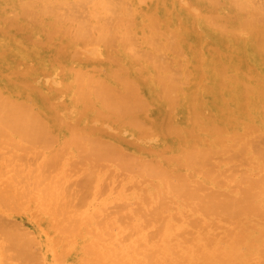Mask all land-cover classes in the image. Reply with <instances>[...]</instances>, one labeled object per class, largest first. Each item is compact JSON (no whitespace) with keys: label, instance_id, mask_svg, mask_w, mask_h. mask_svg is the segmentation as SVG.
<instances>
[{"label":"rangeland","instance_id":"obj_1","mask_svg":"<svg viewBox=\"0 0 264 264\" xmlns=\"http://www.w3.org/2000/svg\"><path fill=\"white\" fill-rule=\"evenodd\" d=\"M76 1L77 0H0V30L3 33L6 32V30L7 31L11 30V32L8 33L9 37L15 38L14 39L15 41L13 40L14 41L13 44L15 43L14 44L15 48L13 49L15 53L13 54V56H11L13 58L12 64L9 63L10 66L6 65L5 61L3 62L4 64L1 63L3 60H2V57L0 56V87L6 84L8 85L10 89L9 91H11L3 97L5 100H3L4 103H2L1 105L7 106L11 113H17L16 115L20 116V117L19 116L10 117L11 115L9 114L7 116L5 115L4 117L3 115H0V119H2L0 120V194L2 193L4 194V191H5L7 195L5 193L4 197L8 196L13 199L12 201L13 204L11 205L12 212L10 211L9 212L12 214H16V217L14 218L7 217L9 215V212H7L6 214H4L6 215V218H8L11 221L17 222L19 225L23 222L24 225L22 224L20 228L22 227L21 229L22 230L24 229V231L25 229H27V231H29L28 233H34L33 235L35 237L37 236L36 238L33 237L34 238L33 245L34 244L37 245L36 243L40 241L37 246L38 250L36 246H33V245L32 247L36 248L35 251H31L30 249V251L34 253L35 256L36 254L38 255L36 257H40L39 259L40 261L38 262L40 263L44 262L43 264L45 263L46 264H54V263L57 264V263H60V261H61V264H128V263L130 264L131 263L133 264H154V263L159 264L160 262L158 263V260L162 261V259L159 257L160 259L157 258L156 259L157 262L155 261V257L153 256V254L155 253L154 250L159 249L163 241H167V244L170 243L171 245L169 246L170 251L173 249L172 246L175 248V246H177L179 243L180 244L182 243L179 249L177 250L174 249L172 255L170 254V256H173V257L169 259L171 261L169 262L170 264H173L172 261H173L174 255L177 254L176 252H178V255H179L178 260H179L180 255H183L182 254L183 250L185 252L187 251L189 252V250L190 251L193 250L189 247V245H187L188 243H186L185 238L188 235L186 236L185 235L186 233H183L184 231L186 232L189 231L192 234L196 233L195 235L197 236L198 235L197 232L200 233L201 226H203V224L205 225L203 226V228H205L207 223L210 225L214 223L215 226L211 227V231H212L213 229H215L214 227L217 226L216 229L214 230L215 236L214 237L212 236L214 240H219V239L224 238V234L222 233L223 234V237H222V234L220 233L224 232L228 228H229L228 230H230L228 234L229 233L231 234L232 230L230 226H231V223H233L232 221L234 219L232 218L233 219L232 221L231 219H226V218L224 219V217H222V215H220L219 213V209L228 208V207L236 208L237 210L242 212L240 215H238V218H241V219L243 218L244 220L248 218L250 219L251 224H254L253 222L255 223L257 222L256 225L258 226L256 225L252 226L250 224L251 227H254V229L250 227L249 230L253 229L257 232L256 233L250 230V232L252 233L251 236L255 237L257 234H260L258 233L259 230L260 232L264 230V127H263L264 122H262L264 118L261 117L262 115L264 117V110L263 109L261 110L262 113L260 117L254 116V113L248 114L247 115L248 117H247V116L240 115L236 111H234L233 113L229 115V117H232L230 118V120L227 117L224 118L220 116L221 111L219 110L218 106L220 107L222 105V101L219 104L217 101L219 100V97L217 96L216 92L214 91L213 93H211L212 92L211 90L215 89L212 87V85L214 86L216 81H213L212 77H210L211 80H209V78L207 77L208 79L207 80L206 78H203L202 75H200L201 70L197 69V67L195 66L196 59L194 58H196L197 55L195 53L191 54V52L188 51L181 44L180 39H178L179 37H177L178 35L177 30H176L177 27L172 24L161 26L158 20L152 19V22H154V24L153 23L151 24L150 23L151 20H149V22L139 24V25L132 24L133 26H131L130 28V27H127L129 23L125 22L127 18L120 19V18L127 16L126 14L125 15L122 14L123 9H120V11L117 10V15L118 17H120L119 18L120 21L118 25L120 24L121 25L118 26V28L117 27L115 28L114 36H112L113 38L109 39L110 43L109 42L107 43L106 40H101L98 38L93 40L96 37V34H95L96 32L91 29L85 36L80 37L76 32L77 19L72 20L68 18V13H69L68 7L72 6ZM182 1L184 3L186 1V3L188 2L187 4L190 5V0H182ZM200 1H204L205 3H211L212 0H208V2L207 0H200ZM218 1H219V4H221L222 6L218 5ZM218 1L217 0L215 1L217 4L213 2V4L215 5H213L212 3L210 4V5H213V11L214 9L218 11V13H216L217 11L213 12V14L215 15L214 16L212 15L213 17L211 19V22L214 21V24L211 22L210 23L208 22L210 24L209 31L212 30L211 32L213 33V35L216 36V38L214 39L215 40L214 42L216 44L213 43L214 45H217V46L222 45V44L226 45L227 38L228 40L229 38L234 39L236 35H234L235 33L233 34V32L235 30L239 31L238 29L240 28L241 25H243L241 27H245L248 25L251 28V30H253L254 28L257 29L260 25V24H256L257 23L256 21L258 20L263 21L264 14H262L263 16L262 17L260 13H264L262 11L264 7H261L260 5L257 6L255 2H257L258 4L260 2L262 6H264V0H259V2L258 0L257 1L248 0L247 4H244L246 3V0H242L244 3H241L242 2L241 0L240 2L239 0H226V1L224 0L225 2H223V0H218ZM116 2L118 5V9L120 7L122 8V6H124V9H127L130 6V0L129 2L128 0L127 1L116 0ZM183 2H181V4L183 5V8H185L187 4L185 5ZM221 2H223V4ZM234 4L236 5L234 6ZM248 4H250V7H248L249 6ZM67 5H70V6H67ZM216 5L218 6L216 7ZM227 5L229 6L230 9L228 8ZM246 5H248L247 8L249 9H246L245 7ZM253 5H254V8L252 7ZM220 6L222 9L224 8L225 9L222 10ZM255 6L258 8H256ZM99 8H100L99 6L92 5L91 3H86L82 7H78V8L74 7L73 8L74 11H72V13L74 14L76 13L75 14L76 16H85L90 11L99 12L98 15L100 16L101 19H99L98 22L103 23L105 18H108L110 14ZM240 8L241 9L243 8V9L240 10ZM252 8L255 10H253ZM219 9L221 10L219 11ZM123 11L126 12V10H123ZM251 11H253V13L256 12L255 15L257 14L258 17L256 15L257 18H254L255 15L252 14L253 18H251V14L249 13ZM225 13H226V17L225 16L223 17ZM227 13L228 15L230 14L232 19L230 18V16L227 15ZM245 13L247 15L246 17H244ZM207 14L210 15L209 13ZM233 16H235V19ZM249 16H250V19L252 20L248 18ZM220 17H222L221 23L219 22ZM227 18L228 19L230 18L229 21ZM246 18L248 19L246 20ZM215 19H217V22H215L216 21ZM225 19H227L226 23L227 24L229 23L228 25L225 23V21H223ZM243 19H244V23L242 22ZM185 20H187L189 23L187 16ZM248 20L250 21L247 23ZM157 22L159 23V27H157L158 26ZM188 23L186 25H188ZM217 24H221V27L224 29V32L229 30L228 28H230L229 32L228 31L226 32V34L228 35L223 33V29H221V27L218 26ZM225 24L227 26L226 27L227 30L225 29ZM153 25L156 26L158 29L157 28L155 29ZM215 25H217L218 29L216 28ZM122 27L124 29L125 27H127V29H125L127 32H125V30ZM167 27L169 28L167 29ZM235 27L237 29H233ZM148 28L149 29L154 28L156 32L154 31V29L151 32V29L149 30ZM118 29H120L121 31H119ZM169 29L170 30L172 29L171 30L172 32L175 29L174 31L176 32V34L175 32L174 33L167 32L169 31ZM232 29H233V32L231 31ZM248 29L249 28H247L246 30ZM157 30H160V31H157ZM221 30H222L223 36H221L222 35ZM231 32L234 36L231 34ZM154 33L155 34L157 33L156 36ZM170 33L171 35L174 36L173 38L172 36H170ZM236 34H238V32ZM142 35H144L145 38H142L143 37ZM163 35L166 37H164ZM159 36H161L160 37L161 39L159 38ZM146 38L148 40L144 41L143 39L146 40ZM165 38H168L167 40L168 43H166V45H165V41H166ZM220 38H223V40ZM176 39H178L180 43L178 42L177 44ZM224 39H225V42H224ZM174 40H176L175 43L173 42ZM221 40H222L221 42L222 44L220 43ZM100 41H102L101 44H100ZM137 42H139V44ZM88 43L91 44V47H89L90 45ZM92 44L96 46V48H93ZM125 44L127 48L125 47ZM158 44H159V47H158ZM18 46L20 47L22 46L24 48L22 49V48H19ZM79 46H81L80 48L84 50L86 48V50L88 49L89 51L87 50V53L85 51L84 52L85 54H83V51L82 49L80 50ZM223 46H219V47H223ZM16 47L19 49V54H18V50H16L17 49ZM179 47L181 49L183 47L184 48L183 51ZM89 48L90 49L92 48V49L90 50ZM115 48L117 51L115 50ZM199 48L201 49L200 46ZM204 48L206 50V47H203L201 51H203ZM20 50H23V51H20ZM122 50L124 53L130 52L129 53L130 55L124 54ZM164 50L166 51L164 52ZM171 50L173 53L176 52L175 54L176 55L178 54V56L170 52ZM92 51H94L95 53L92 54ZM99 51L100 53H97ZM157 51L159 54L157 53ZM177 51L178 52L182 51V53L180 54L181 55L183 54V57H181V55ZM109 52L112 56H110ZM113 52L115 54H113ZM88 53L89 55H87L86 57V54ZM23 54L26 55V57L28 56L29 60L28 58H25ZM90 54L92 55L91 57H89ZM132 56L134 58H132ZM185 56L186 58H184ZM167 57L169 59L168 60L169 62L167 61ZM176 57H178L179 60H177L178 58L176 59ZM114 58L115 59L117 58V59L115 60ZM17 59L20 61H18ZM113 59H114V63L111 62L113 61ZM174 60H177L176 61L177 65L176 63H174L175 62ZM184 60L185 61L187 60V61L185 62ZM25 61H27L26 63L28 64H26ZM121 61L123 62L125 61V62L123 63ZM129 62H133V63H129ZM188 62L189 63L191 62V63L188 64ZM181 63H184V65L183 64H182L183 66L180 65ZM16 64L19 67L15 66ZM29 64H32L31 69L26 68L29 66ZM20 66H23V69H21L22 67L20 68ZM119 66H121L122 70L125 69L127 71L128 69L129 72L127 71L128 73L126 72L124 73V71H122ZM181 66L183 68H181ZM92 67L95 68V71ZM99 68L102 69L100 73H99ZM132 68L133 69L136 68V69L133 70ZM148 68L150 70H148ZM154 68L156 69V71ZM117 69L121 70V72L118 71ZM141 69L143 70V72ZM181 69L185 70V72L182 73L183 70L181 71ZM189 69H191L192 71ZM136 70L141 71L140 73L142 74L136 73V72H139ZM227 70L228 71H225L227 73L226 74L227 77H226L225 72H222L223 69H221L222 75H220V72H219V77H220L219 79H221V76H223L222 78H224V80L227 81L226 84L229 86V84H231L234 80H236V79H233L236 77L231 75L233 74V72H230L234 70L232 69L230 70L227 69ZM151 71L153 72L151 75L152 77L154 75H158V76H154V78L155 77L157 78L156 80L154 79L151 80L152 79V77L150 76ZM163 71L167 73H163ZM188 71L190 72L192 76L188 74L189 73ZM112 72L115 74H111ZM158 72H161L163 74L158 73ZM82 73L85 75H83ZM122 73L125 75V77H127V79L129 78L130 80H126V78L122 75ZM180 73H181V77L183 76L182 78L180 77V75H178ZM92 74L94 77H92ZM165 74H166V77H165ZM159 75H161L160 78H159ZM197 75L201 76L200 79L204 81L201 80V83H200L199 82L200 80H198L199 76L197 77ZM113 76L115 80L113 79ZM119 76L121 77L119 78ZM138 76H141V77H138ZM145 76H147V78ZM173 76L175 77L173 78ZM187 76H190V77H187ZM164 77L168 78V80L170 78L171 79L168 81ZM194 77L196 79H193ZM118 78L121 79V81L125 79L124 81H122L125 84L131 81L133 85L136 83L135 85L137 87L139 86L137 88L138 91L140 88V91H139L140 95L144 98L147 97L145 98L146 100L144 99V102H143V99H140L142 103H144L142 105L146 106V103L148 102L150 104L149 109H147L148 105L146 106V110H145L146 112L144 111L140 112L141 109H138L141 107V104H140L141 101L139 103L140 104L139 106L138 103L132 100V98L128 100L131 103L132 102L136 103L134 108L138 107L137 108L139 110L138 112H140V113H137L139 114L138 118L142 120L144 119V122L147 121L146 123H144L145 126L141 125L142 121L141 122L138 121L139 119L136 118L137 117L136 113H135L136 114V117H135L134 113H130L129 115V113H126L123 110L124 105H122V99H125L124 98L125 94L123 95L121 93H126V92L128 93L129 91L127 87L125 88L126 85H123L122 82ZM172 78L177 81L174 82ZM178 78L180 79V81ZM228 78L233 79V81L229 80ZM160 79H163V80H160ZM181 79L182 80L184 79V80L182 81ZM185 79H187V81L189 80L190 81L187 82L185 81ZM150 80L153 82H151ZM224 80H222L223 83H225ZM30 81L31 82L33 81V83H31ZM194 81L195 83H193ZM196 81L197 83L198 82L199 83L196 84ZM210 81L212 82L210 83ZM95 82L97 83V85L100 82H104L108 86H111V87H107L106 92H110L109 94L118 101V106L120 108V111L119 110L114 111L111 108L105 107L106 104L100 97H98L99 95L96 93L93 94V91L95 87L97 86ZM204 82H207V83H204ZM169 83L170 85H172V87L169 85ZM177 83L178 84L182 83V86L180 85V88H179V85ZM158 84L161 85V87L160 86L157 87ZM202 84H204V86L206 84V86L201 91L200 88L204 87ZM89 85L93 86L94 89L92 87H89ZM117 85L119 88L117 87ZM122 85H123V88H122ZM140 85H142L141 86L142 89ZM177 85L179 89L182 88L181 91L177 88ZM56 86L58 89L55 88ZM175 86L178 90H176L175 88L174 89L176 90V93L180 97H178L179 99H177L176 97L173 100L172 96H170L171 97L170 98L169 96H166V94L168 93L169 95L171 94V92L173 93V91H175L173 87ZM198 86L200 87L198 88L199 89L198 91L200 92L201 102H198L195 110L199 111L198 113H200L202 109L203 113L207 114L205 116V114L200 113L199 115H201V117L197 115V112L194 113V111H192L194 108L193 109L191 108L190 110H188V113H187V108H186V103H185L187 102V99L190 96L188 93L192 91V89H195L194 87H198ZM206 87L208 88L206 89ZM90 88H92L93 91H91ZM108 88L109 89L111 88V89L109 90ZM169 88H170V91L171 90L173 91L170 92ZM116 89H118L121 92L116 91ZM167 89L169 92L167 91ZM161 90H163V93ZM231 90L233 89L231 88L229 89V87H226V91H225L226 98L227 96L228 98L231 97L232 93H229V92L234 93V90L233 91ZM183 91L186 92L184 93L185 97H184V94L182 93ZM114 92H116L117 94L116 93L114 94ZM159 92L164 94V97H166L168 100L166 98H162L163 95L160 94ZM207 92L208 94H206ZM175 94L173 93V95ZM213 96H215V99H213ZM153 97L154 99H152ZM155 99L158 101V104ZM162 99L164 102H162ZM81 100L84 102H82ZM170 100L171 101L173 100L174 102L173 104H176L179 102L178 104L174 105V107L177 110L171 111L172 108L170 110L171 113L173 114V115L172 114L170 115V117H172L173 123L171 122V120L169 121L170 117L168 118L169 115H167L169 114L170 111L165 109L167 108V106L170 105V102H171ZM18 101H20V103ZM160 102L162 105H159ZM9 103L10 104L14 103V104L10 105ZM168 103L169 105L166 106V104ZM173 104H171V106ZM207 105L208 106L210 105L209 107L210 109L208 108ZM26 106H28L30 109L27 108ZM52 106H54L53 107L54 109L52 108ZM66 106L67 108H65ZM145 106L142 108L145 109ZM86 108H89V109H86ZM20 109L21 111H19ZM31 109H33V111H31ZM137 109H135V111H137ZM147 110L149 113L148 115L151 114V116H148V115H147L148 117L144 116V113L147 114ZM162 110H164L163 114H162ZM135 111H131V112H135ZM191 111H192V114L193 113L196 114L195 115L196 117H194V115H191ZM131 114L132 115L134 114V117H135L134 120H131V121H135V122L138 121L139 125L138 123L136 124L134 122L135 123L134 124L133 122L129 121L130 119L133 118V116L131 117ZM160 114H162L161 115L162 117H160ZM29 115H31V117ZM80 115H83V116H80ZM157 115H159V117ZM182 115H184L186 118ZM207 116L211 119H209ZM173 117H178V119H174ZM197 117H199V120ZM253 118L254 120L256 119L255 122ZM112 119H114L113 120L114 122L112 121ZM115 119L117 120L116 122H115ZM34 123L36 125H34ZM105 123L107 124L105 125ZM128 123L130 125H128ZM149 123L151 124L150 126H148ZM26 124L29 125L28 126L29 130L26 128L27 131H24V129L21 127L25 126ZM133 124L136 126V129L134 128L135 126ZM198 125H200L201 127ZM115 126L117 127L119 126V130L123 131L124 134L127 131L126 135L121 133V131L119 130L117 131V127ZM172 126L173 128H171ZM143 127L144 128L149 127L146 129L148 130L146 135H148V133L150 132V129L152 128L153 131L150 133V136L152 138L150 136L148 137L151 138L152 140L155 137H158V139L156 140L155 138L154 139L155 141L154 140L152 141V140H149V138L145 135L143 137V134H141V130L144 129ZM115 128H116V131L113 130ZM45 129H46V132H45ZM97 129H99L100 131ZM170 129L171 131L169 132ZM144 130L143 132H145ZM156 134L158 135L155 136ZM180 134L182 135L180 136ZM122 135L124 137L128 135H134L137 137L140 135L139 137L140 138L142 137V139L145 138L146 141H144L145 143L144 142L138 143L136 142L133 136L122 138L121 137ZM192 136L194 138H192ZM147 138L149 142H147ZM140 140L141 139H139V141ZM91 141H94V142L91 143ZM95 142L101 143L100 144L101 146H103L105 143H108L111 145H114L116 143L119 146L117 145L116 150L106 149L103 152L102 150H99V151L97 150V147L95 146ZM92 144H94V146H92ZM258 146L260 147V149L256 148L258 149L256 150L255 147H258ZM91 151H93V153ZM91 168L93 169V171ZM41 174L43 175V177ZM68 179L71 181H68ZM21 183L24 184L25 186L22 185ZM95 184H97L98 186H96ZM99 184L101 185V187L103 185V187L102 188L99 187L100 186ZM21 186L22 187L24 186V187L21 188ZM1 188H2V191H1ZM96 188H98L100 192H98V190L96 191ZM62 192L63 193L66 192V193H64L62 196L61 195ZM68 197H70V199ZM51 199H53L54 201ZM68 199H69V202H68ZM18 203H20L21 205ZM165 204H167V206ZM41 205L43 208L41 207ZM156 205H158V207ZM163 205L164 207L165 206L166 207L164 208ZM161 206L163 208H161ZM13 207L17 209H13ZM23 207L25 208L28 207V208L24 209ZM155 209H157V211ZM158 210L159 212H161V214L158 213ZM33 213H35V215ZM157 217L161 218V220L160 219L156 220V222L158 223L154 222ZM37 219L39 221H37ZM71 219L73 221H71ZM110 219L112 220L117 219V220L116 222L115 220L112 221L114 223L111 224ZM243 219L240 221H243ZM143 221L151 222L153 225L151 223L150 225L149 223L147 225V223ZM201 221L203 223H200ZM204 221L206 223H204ZM245 222L247 221H244V223L243 222L242 223L245 224ZM239 223L238 225L242 224V223L241 224ZM32 224L33 225L35 224L37 227L35 225L33 226ZM109 224H111V226H109ZM235 225L236 223L234 224V226ZM112 226L114 227L112 228ZM241 226L235 227V230L239 229V227ZM255 226L257 228L262 226V228L258 230V229H255ZM144 227H145V230H144ZM140 228L141 229L143 228V230H141ZM167 228L170 231H168ZM37 229L38 230L40 229V231H38ZM79 229H81L82 231ZM56 230H59V231H56ZM164 230L165 231L167 230L166 233L168 232L170 233L166 234L164 233ZM180 230L182 231V233ZM140 231H143V232L141 233ZM144 231H145V235L143 234ZM171 231H172V234H171ZM177 231H180L178 232L179 235L174 234V233H177ZM211 231H208V233L210 232L212 235ZM216 231L220 232L218 233L220 234V236L216 234ZM202 232L203 233L205 232V233L203 234ZM180 233L182 234V236ZM201 233L203 235L208 234L207 231H201ZM253 233L256 235H253ZM142 234L143 236H141ZM163 234L168 235L169 237L171 235V238L172 237L175 238V240L172 238L175 243L171 241L172 239H170L169 241V238L167 236L164 237L165 235ZM183 234L185 236H183ZM31 235L29 234L30 237ZM174 235H178V236H174ZM195 235L194 237H196ZM209 235L210 234H208V237ZM115 236H116V239H119V242L121 239V243H122L121 245L118 242V240L116 239L114 240ZM161 236H163L162 242H161ZM191 236L193 235L189 236L191 240H189L188 238L187 241H190V242L192 241L193 237L191 238ZM206 236L207 235L203 236V238H208ZM216 236H218V238L219 237H222V238H219V239L215 238ZM258 236L259 235H257L256 237ZM260 236H262V238L260 237V239L264 240L263 234H261ZM2 237L3 236H1V240H2ZM71 237L73 240L71 239ZM148 237L150 238V240ZM144 239H147L146 242H144L145 241ZM211 239L212 238H210V240ZM200 240L210 241L209 239L208 240L202 239V237ZM214 240H211V241H214ZM223 240H225V238ZM112 242L114 243L117 242V244H119V245L117 244L114 245L118 247V249L116 248L117 251L114 250V246L111 244ZM201 242L202 244H208V243H204V241H200L199 243L201 244ZM222 242L224 243L225 241H222ZM263 242L264 241L261 242L260 248L264 247ZM62 243L65 247L61 246ZM193 243L196 244L197 246L198 241L193 242ZM185 244L187 245L186 249H184ZM189 244L191 246V243ZM182 246L184 248H182ZM181 248H182V251L180 254L179 250ZM60 249H61V252H60ZM120 249L124 250V251L122 250L123 252L122 255L120 254L121 253ZM142 249H145V250L143 251ZM0 250H1V247H0ZM69 250L70 252H68ZM194 250L197 251L195 247H194ZM3 251H0V256H1L0 258L3 259L1 264L2 263L5 264L6 261L4 258L10 257V254H11L10 253L11 250L10 252L7 251V253L9 252V254H5ZM259 251H257L256 253H250V257H253L252 260L256 256L255 259L258 258V261H259L260 256H261L260 255L261 251L260 252ZM1 252H3L2 253L3 255H1ZM12 252L14 251L12 250ZM258 252H259V255H258ZM129 253L132 254V256ZM203 253L201 252V254ZM4 255L5 256L8 255V256L5 257ZM199 255H200L199 253L196 254L195 259L198 257L196 261H198L199 259L200 264H203V262H206L205 261L206 256L203 255L205 256L204 257L205 260L200 261L202 260L201 257L203 258V256L200 255L201 256L200 257ZM42 256L45 258V260L43 258V261H41ZM110 256L113 258H111ZM170 256H167V258H169ZM125 258L127 260H125ZM130 258L132 261L130 260ZM9 259H10V263H12L13 262L12 260H14V259L11 260V257ZM128 259L130 262L123 263V262L128 261ZM164 259H163V262L165 261ZM174 259H175L174 261L177 263L176 261L177 259L176 258ZM17 261L19 262V260H16L15 263ZM166 261L168 264V259H166ZM180 261L177 264H185L187 262V261H184V258L182 257ZM251 261L250 263L252 264ZM253 261L256 262L257 259ZM262 261H264V259ZM262 261L260 260L261 264H262ZM163 262L161 263L163 264ZM34 263L35 261L33 262V264ZM192 263L195 264L194 262H191L188 264H192ZM6 264H9V261L6 262ZM12 264H14V262ZM255 264H258V262H256Z\"/></svg>","mask_w":264,"mask_h":264},{"label":"bare ground","instance_id":"obj_2","mask_svg":"<svg viewBox=\"0 0 264 264\" xmlns=\"http://www.w3.org/2000/svg\"><path fill=\"white\" fill-rule=\"evenodd\" d=\"M125 1H127V0H125ZM183 2L182 0H130V6H129V8H127V9H124V6H122V8L120 7L119 9H118V5H117V2H116V0H77L72 6H70V5H67V6H70V7H68V10H69V13H68V18L69 19H72V20H75V19H77V27H76V32H77V34L80 36V37H83V36H85L88 32H89V30L91 29V30H94L96 33V37L93 39V40H95V39H101V40H106V42L108 43H110V40L109 39H112L113 37L112 36H114V31H115V28L117 27L118 28V26H120V25H118V23H119V18L120 17H118V15H117V10H119L120 11V9H123V10H126V12L125 11H123L122 10V14H126L127 16L126 17H123V18H120V19H126L125 20V22L126 23H129V25H127V27H130L131 28V26H133L132 24H135V25H139V24H143V23H146V22H149V20H151L150 21V23L152 24H154V22H152V19H155V20H158L159 22H160V24H161V26H164V25H168V24H172V25H174V26H176L177 28H176V30H177V33H178V35H177V37H179L178 39H180V41H181V44L188 50V51H190L191 52V54L192 53H195L196 55H197V57L196 58H194V57H192V58H194V59H196V67H197V69H200L201 70V73H200V75H202V77L203 78H206L207 79V77L209 78V80H211V78L210 77H212V79H213V81H216V83H215V87L212 85V87L213 88H215V89H210L211 91H209V92H211V93H213L214 91L216 92V94H217V96L219 97V100H217L218 101V103L220 104L221 103V101H222V105L219 107L218 106V108H219V110L221 111L220 112V116H222V117H227L229 120H230V118H232V117H229V115L231 114V113H233L234 111H236V112H238L240 115H243V116H247L248 114H253L254 113V116H258V117H260V115H261V110L263 109L264 110V15L262 16V14H264V13H260L261 14V16L263 17V21H260V20H258V21H256L257 23L256 24H260L259 25V27L256 29V28H254L253 26V30H251V28L247 25V26H245V27H247V28H249L248 30H246L247 28H245V27H241V26H243V25H241L240 26V28L238 29L239 31H237V30H235L234 32H233V29H237L236 27L235 28H233L231 31L233 32V34L234 35H236L235 36V38L233 39H230L229 38V40H228V38H227V43H226V45H224V44H222L221 42H222V40H223V38H220V39H222L221 41H220V43L222 44V45H219V46H223V47H219V46H217V45H214L213 43H215L214 41V39L216 38V36H214L213 35V33L211 32L212 30H210L209 31V29H210V22H211V19H212V17L215 15V14H213V12H215V11H217V10H215L214 9V11H213V5H215V4H213V2H215L214 0H212L211 1V3L213 4V5H210L211 3H205L204 1H197V0H190V5H188L187 3H186V1H185V5L187 4V6H185V8H183V5L181 4V2ZM218 1V0H217ZM226 1V0H225ZM224 0H223V2H225ZM242 1V0H241ZM247 1L248 0H246V3H244L243 1L241 2V3H244V4H247ZM250 1V0H249ZM252 1V0H251ZM255 1H257V0H255ZM49 2V1H48ZM51 2H53V1H51ZM128 2H129V0H128ZM207 2H208V0H207ZM210 2V1H209ZM223 2H221L222 4H223ZM239 2H240V0H239ZM258 2H259V0H258ZM261 2H263V1H261ZM86 3H91L92 5H95V6H99L100 8L99 9H102L103 11H106V12H108L110 15L108 16V18H105V20H104V22L102 23H99L98 22V20L99 19H101L100 18V16L98 15L99 14V12H95V11H90L89 13H87L85 16H76L74 13H72V11H74V7H82L84 4H86ZM119 3H120V1H119ZM216 3V2H215ZM217 4V3H216ZM255 4H257V6H261V7H264V6H262V4L259 2V4L257 3V2H255ZM254 4V5H255ZM61 5V4H60ZM60 5H58V6H60ZM121 5H122V3H121ZM123 5H124V3H123ZM128 5V4H127ZM218 5H221V4H219V1H218ZM218 5H216V7L218 6ZM236 4H234V6H235ZM240 5V4H239ZM238 5V6H239ZM249 5V6H248ZM248 5H246L245 7H246V9H249V8H247V6L248 7H250V4H248ZM254 5L252 6L253 8H254ZM55 6V5H54ZM120 6V5H119ZM126 6V5H125ZM222 6V5H221ZM221 6H220V8H221ZM224 6V5H223ZM228 6V5H227ZM237 6V7H238ZM57 7V6H56ZM91 7H93V6H91ZM90 7V8H91ZM242 7V6H241ZM256 7V6H255ZM89 8V9H90ZM97 8V7H96ZM227 8V7H226ZM228 8H229V6H228ZM252 8V9H253ZM256 8H258V7H256ZM54 9V8H53ZM98 9V8H97ZM217 9V8H216ZM222 9V8H221ZM221 9H219V11L221 10ZM225 9V8H224ZM224 9H222V10H224ZM230 9V8H229ZM243 9V8H242ZM241 8H240V10H242ZM246 9H245V11H246ZM251 9V8H250ZM264 9V8H263ZM262 9V11L264 12V10ZM239 10V11H240ZM253 10H255V9H253ZM234 11H235V9H234ZM244 11V10H243ZM243 11H241V12H243ZM244 11V12H245ZM249 11V10H248ZM125 12V13H124ZM195 12H196V14H195ZM198 12V13H197ZM225 12V11H224ZM255 12V11H254ZM72 13V14H71ZM103 13V12H102ZM105 13V12H104ZM182 13H184V14H182ZM207 13H209L210 15H208ZM216 13H218V11L216 12ZM247 13V12H246ZM246 13H245V16L244 17H246L247 15H246ZM250 14H251V18H253L252 17V14L253 15H255V13H253V11H251V12H249ZM248 13V14H249ZM100 14H101V12H100ZM107 14V13H106ZM224 14V13H223ZM121 15V14H120ZM119 15V16H120ZM213 15V16H212ZM222 15V14H221ZM227 15H228V13H227ZM233 15V14H232ZM257 15V14H256ZM256 15H255V17L254 18H257L258 17V15H257V17H256ZM74 16V17H73ZM186 16L188 17V20H189V23H188V21L187 20H185L186 19ZM226 17V13H225V15H223V17ZM228 16H230V14L228 15ZM260 16V15H259ZM103 17H105V16H103ZM234 17V19H235V16H233ZM261 17V18H262ZM230 18H231V16H230ZM229 18V19H230ZM249 19H250V16L248 17ZM248 18H246V20L248 19ZM220 19V23H221V19H222V17H220L219 18ZM228 19V18H227ZM227 19H225V20H223V21H225V23H226V20ZM229 19H228V21H229ZM232 19V18H231ZM216 21L215 22H217V19H215ZM250 20H252V19H250ZM250 20H248L247 21V23L250 21ZM124 21V20H123ZM154 21V20H153ZM209 22V23H208ZM243 23H244V19H243V21H242ZM76 23V22H75ZM158 23V22H157ZM188 23V25H186ZM211 23H213L214 24V21L213 22H211ZM223 23V22H222ZM242 23V24H243ZM246 23V24H247ZM125 24V23H124ZM227 24V23H226ZM226 24H225V29L227 30V26H226ZM229 24V23H228ZM227 24V25H228ZM239 24V23H238ZM245 24V25H246ZM250 24H252V23H250ZM249 24V25H250ZM145 25V24H144ZM143 25V26H144ZM156 25V24H155ZM218 26H220L221 27V24H217ZM217 25H215L216 26V28H217ZM234 25V24H233ZM147 26V25H146ZM145 26V27H146ZM171 26V25H170ZM213 26V25H212ZM224 26V25H223ZM236 26V25H235ZM251 26V25H250ZM7 27V26H6ZM127 27H125V29H127ZM134 27H136V26H134ZM153 27L156 29L157 27H159V23H158V26L156 27V26H154L153 25ZM214 27V26H213ZM212 27V28H213ZM231 27V26H230ZM2 28V27H1ZM123 28V27H122ZM144 28V27H143ZM154 28H150L151 29V32L153 31V29ZM169 27H167V29H168ZM232 28V27H231ZM124 29V28H123ZM122 29V30H123ZM124 29V30H125ZM134 29V28H133ZM132 29V30H133ZM136 29V28H135ZM149 29V28H148ZM149 29V30H150ZM155 29H154V31H155ZM158 29V28H157ZM218 29V28H217ZM221 29H223L222 27H221ZM229 30H230V28H228ZM119 31H121L120 29H118ZM123 30V31H124ZM172 30V29H171ZM170 29H169V31H167V32H171V33H174L175 31V29L173 30V32L171 31ZM229 30H227L228 32H229ZM118 31V32H119ZM134 31V30H133ZM140 31V30H139ZM145 31V30H144ZM157 31H160V30H157ZM217 31V30H216ZM219 31H220V29H219ZM227 31H225L224 32V29H223V33H225L226 34V32ZM238 32V34H236L237 32ZM9 32H11V30H9V31H7L6 30V32H2L1 30H0V56L2 57V62L1 63H3L4 61H5V63H6V65H9L10 66V64L9 63H11L12 64V57L11 56H13V54L15 53V51L13 50L15 47H14V44H13V42L15 41L14 39V37H12V38H10L9 37ZM125 32H127L126 30H125ZM143 32V31H142ZM156 32V31H155ZM162 32V31H161ZM160 32V33H161ZM232 32H231V34H232ZM123 33V32H122ZM138 33V32H137ZM136 33V34H137ZM141 33V32H140ZM148 33V32H147ZM171 33H170V36H172V38L174 37L173 35H171ZM216 33V32H215ZM146 34V33H145ZM144 34V35H145ZM152 34V33H151ZM150 34V35H151ZM155 34V33H154ZM157 34V33H156ZM156 34H155V36H156ZM164 34H165V32H164ZM175 34H176V32H175ZM174 34V35H175ZM221 34H222V30H221ZM232 34V35H233ZM144 35H142L141 37L142 38H145L144 37ZM217 35V34H216ZM226 35H228V34H226ZM225 35V36H226ZM233 35V36H234ZM135 36H137V35H135ZM139 36V35H138ZM149 36V35H148ZM152 36H154V35H152ZM164 36V35H163ZM221 36H223V34L221 35ZM140 37V36H139ZM161 36H159V38H160ZM164 37H166V36H164ZM163 37V38H164ZM176 37V36H175ZM219 37V36H218ZM217 37V38H218ZM228 37V36H227ZM121 38V37H120ZM119 38V39H120ZM149 38V37H148ZM162 38V39H163ZM225 38V37H224ZM153 39V38H152ZM161 39V38H160ZM178 39H176L177 40V44H178V42H179V40ZM219 39V38H218ZM226 39V38H225ZM225 39H224V42H225ZM14 40V41H13ZM92 40V41H93ZM126 40V39H125ZM144 41H147L148 39L146 38V40L145 39H143ZM150 40V39H149ZM159 40V39H158ZM165 45H166V43H168L167 42V40H168V38H165ZM173 40V39H172ZM176 40H174L173 42L175 43V41ZM117 41H118V39H117ZM101 42L102 41H100V44H101ZM142 42V41H141ZM150 42V41H149ZM164 42V41H163ZM218 42V41H217ZM44 43V42H43ZM92 43V42H91ZM138 44H139V42H137ZM151 43V42H150ZM180 43V42H179ZM87 44V43H86ZM89 44V43H88ZM94 44V43H93ZM92 44V45H93ZM106 44V43H105ZM120 44V43H119ZM145 44V43H144ZM143 44V45H144ZM171 44V43H170ZM216 44V43H215ZM218 44V43H217ZM77 45V44H76ZM90 46L89 47H91V44H89ZM96 45V44H95ZM99 45V44H98ZM128 45H130V44H128ZM146 45V44H145ZM164 45V44H163ZM164 45V46H165ZM17 46V45H16ZM108 46H110V45H108ZM142 46V45H141ZM148 46V45H147ZM146 46V47H147ZM151 46V45H150ZM149 46V47H150ZM173 46V45H172ZM180 46V45H179ZM198 46V47H197ZM199 46L201 47V49L203 48V47H206V50H205V48L203 49V51H201V49L199 48ZM19 48H24V47H20V46H18ZM61 47V46H60ZM81 46H79V48H80ZM93 48H96V46H92ZM114 47V46H113ZM118 47V46H117ZM124 47V46H123ZM125 47L127 48V46H126V44H125ZM128 47H130V46H128ZM153 47V46H152ZM158 47H159V44H158ZM181 47V46H180ZM179 47V48H180ZM17 48V47H16ZM63 48V47H62ZM98 48V47H97ZM108 48V47H107ZM110 48V47H109ZM157 48V47H156ZM170 48V47H169ZM198 48V49H197ZM64 49V48H63ZM82 48H80V50H81ZM90 49V48H89ZM92 49V48H91ZM90 49V50H91ZM123 49V48H122ZM140 49V48H139ZM147 49V48H146ZM154 49H155V47H154ZM153 49V50H154ZM181 49V48H180ZM183 47H182V51H183ZM186 49H185V51H186ZM16 50H18V54H19V49L17 48ZM79 50V51H80ZM88 50V49H87ZM87 50H86V48H85V50L84 49H82V51H83V54H85L84 52L86 51V53H87ZM95 50V49H94ZM115 50H116V48H115ZM126 50V49H125ZM153 50H152V52H153ZM174 50V49H173ZM205 50V51H204ZM12 51H14V52H12ZM20 51H23V50H20ZM81 51V52H82ZM89 51V50H88ZM117 51V50H116ZM132 51V50H131ZM166 50H164V52H165ZM182 51L181 52H178L179 54L180 53H182ZM73 52V51H72ZM77 52H78V50H77ZM108 52V51H107ZM122 52H123V50H122ZM142 52V51H141ZM147 52V51H146ZM170 52H172V50L170 51ZM207 52H208V54H207ZM21 53V52H20ZM23 53V52H22ZM93 53H95L94 51H92V54ZM97 53H100V51L99 52H97ZM112 53V52H111ZM119 53V52H118ZM124 53V52H123ZM130 53V52H129ZM129 53H127V52H125L124 54H129ZM155 53V52H154ZM153 53V54H154ZM157 53H158V51H157ZM157 53H156V55H157ZM173 53V52H172ZM176 53V52H175ZM175 53H173V54H175ZM79 54V53H78ZM81 54V53H80ZM109 54H110V52H109ZM113 54H115L114 52H113ZM135 54V53H134ZM159 54V53H158ZM167 54V53H166ZM207 54V55H206ZM22 55V54H21ZM24 55V54H23ZM74 55V54H73ZM87 55H89V53L88 54H86V57H87ZM120 55V54H119ZM130 55V54H129ZM149 55V54H148ZM176 55V54H175ZM181 55V54H180ZM180 55H179V57H180ZM25 56V58H28V56L26 57V55H24ZM30 56V55H29ZM92 55L90 54V56L89 57H91ZM110 56H112L111 54H110ZM125 56V55H124ZM144 56V55H143ZM168 56V55H167ZM176 56H178V54L176 55ZM116 57V56H115ZM129 57H131V56H129ZM140 57V56H139ZM161 57V56H160ZM163 57V56H162ZM174 57V56H173ZM181 57H183V54L181 55ZM103 58V57H102ZM120 58H122V57H120ZM132 58H134L133 56H132ZM138 58V57H137ZM136 58V59H137ZM170 58H172V57H170ZM178 57H176V59H177ZM184 58H186V56L184 57ZM115 59V58H114ZM114 59H113V61H111L112 63H114ZM117 59V58H116ZM115 59V60H116ZM147 59V58H146ZM145 59V60H146ZM18 60V59H17ZM24 60V59H23ZM22 60V61H23ZM27 60V59H26ZM28 60H29V58H28ZM134 60V59H133ZM139 60V59H138ZM157 60V59H156ZM169 59H168V57H167V61H168ZM177 60H179V58L177 59ZM177 60H174L175 62L174 63H176V61ZM183 60V59H182ZM18 61H20V60H18ZM118 61H120V60H118ZM126 61V60H125ZM124 61V62H125ZM128 61V60H127ZM185 61V60H184ZM187 61V60H186ZM185 61V62H186ZM27 61H25V63H26ZM121 62H123V61H121ZM123 62V63H124ZM155 62V61H154ZM169 62V61H168ZM167 62V63H168ZM173 62V61H172ZM15 63V62H14ZM31 63V62H30ZM111 63V64H112ZM129 63H133V62H129ZM167 63H165V64H167ZM191 63V62H190ZM189 62H188V64H190ZM193 63V62H192ZM4 64V63H3ZM17 64H18V62H17ZM15 65V66H18V65ZM26 64H28V63H26ZM144 64V63H143ZM148 64V63H147ZM150 64V63H149ZM172 64V63H171ZM184 65V63H181L180 65ZM31 65L32 64H29V66L28 67H26L27 69H31ZM110 65V64H109ZM116 65V64H115ZM176 65H177V63H176ZM182 65V66H183ZM11 66H13V65H11ZM51 66V65H50ZM117 66V65H116ZM134 66V65H133ZM146 66V65H145ZM151 66V65H150ZM153 66V65H152ZM169 66V65H168ZM181 66V68H183ZM185 66H187V65H185ZM194 66V65H193ZM19 67V66H18ZM22 67V68H21ZM71 67V66H70ZM120 67V69H121V66H119ZM143 67V66H142ZM141 67V68H142ZM148 67V66H147ZM8 68H10V67H8ZM17 68V67H16ZM20 68L21 69H23V66H20ZM93 68V67H92ZM140 68V67H139ZM139 68H137V69H139ZM157 68V67H156ZM186 68H188V67H186ZM185 68V69H186ZM194 68V67H193ZM2 69V68H1ZM71 69V68H70ZM73 69V68H72ZM94 69V71H95V68H93ZM97 69H98V67H97ZM96 69V70H97ZM101 68H99V73L102 71V69L100 70ZM111 69H113V68H111ZM111 69H110V71H111ZM127 69V68H126ZM133 69V68H132ZM134 69H136V68H134ZM133 69V70H134ZM143 69V68H142ZM141 69V70H142ZM155 69V68H154ZM161 69V68H160ZM203 69V70H202ZM221 69H223V71L222 72H225V71H228L227 69H232V70H234V71H230V72H233V74H231L232 76H235L236 78H233V79H236V80H234L233 81V79H230V78H228L229 80H232L233 82L231 83V84H229V86L226 84V82L227 81H225L224 80V78H222L223 76H221V79H219L220 77H219V72H220V75H222L221 73ZM79 70V69H78ZM118 70V69H117ZM117 70H116V72H117ZM122 70V69H121ZM121 70H118V71H120L121 72ZM131 70V69H130ZM147 70V69H146ZM148 70H150L149 68H148ZM176 70H178V69H176ZM175 70V71H176ZM183 69H181V71H182ZM189 70H191V69H189ZM81 71V70H80ZM86 71H87V69H86ZM114 71V70H113ZM122 71H124V73L126 72V73H128L129 71H128V69H127V71L125 70V69H123ZM132 71V70H131ZM136 71H139V70H136ZM155 71H156V69H155ZM160 71V70H159ZM169 71V70H168ZM180 71V72H181ZM192 71V70H191ZM195 71V70H194ZM13 72V71H12ZM31 72V71H30ZM84 72V71H83ZM141 71H139V72H136V73H140ZM142 72H143V70H142ZM147 72V71H146ZM170 72V71H169ZM168 72V73H169ZM185 72V70H183V72L182 73H184ZM189 72V71H188ZM19 73V72H18ZM79 73V72H78ZM81 73V72H80ZM86 73V72H85ZM109 73V72H108ZM135 73V72H134ZM133 73V74H134ZM135 73V74H136ZM152 71H151V74H150V76L152 75ZM156 73V72H155ZM158 73H161V72H158ZM157 73V74H158ZM163 73H167V72H164L163 71ZM163 73H161V74H163ZM177 73V72H176ZM83 74V73H82ZM93 74H95V73H93ZM93 74H92V77H94L93 76ZM107 74V73H106ZM111 74H115V73H111ZM134 74V75H135ZM140 74H142V73H140ZM148 74V73H147ZM190 76H192L191 74H190V72L188 73ZM193 74V73H192ZM224 74V73H223ZM226 72H225V76H226ZM229 74V75H230ZM21 75V74H20ZM76 75V74H75ZM83 75H85V74H83ZM100 75V74H99ZM122 75L125 77V75L122 73ZM134 75H132V76H134ZM137 75V74H136ZM144 75V74H143ZM154 75V74H153ZM178 75H180V77H181V73L180 74H178ZM194 75V74H193ZM8 76V75H7ZM148 76V75H147ZM147 76H145L146 78H147ZM154 76H158V75H154ZM154 76L152 77V79L151 80H156L157 78L155 77L154 78ZM160 76L161 75H159V78H160ZM184 76H186V75H184ZM190 76H187V77H190ZM199 75H197V77H198ZM247 78H246V77ZM87 77V76H86ZM90 77H91V75H90ZM112 77V76H111ZM116 77V76H115ZM118 77V76H117ZM121 76H119V78H120ZM138 77H141V76H138ZM137 77V78H138ZM150 77V78H151ZM165 77H166V74H165ZM164 77V78H165ZM175 76H173V78H174ZM183 77V76H182ZM181 77V78H182ZM200 77L201 76H199L198 77V80H200L199 82L201 83V80L202 79H200ZM227 77V76H226ZM225 77V78H226ZM9 78V77H8ZM81 78V77H80ZM118 78V79H119ZM126 78V80H130L129 78L127 79V77H125ZM134 78V77H133ZM145 78V79H146ZM172 78V80L175 82V81H177V80H174ZM34 79V78H33ZM38 79V78H37ZM85 79H87V78H85ZM94 79V78H93ZM101 79H103V78H101ZM111 79V78H110ZM110 79H108V80H110ZM113 79L115 80V78H114V76H113ZM117 79V78H116ZM122 79H124V78H122ZM136 79V78H135ZM139 79V78H138ZM165 79H167L168 80V78H165ZM171 79V78H170ZM169 79V80H170ZM179 79V78H178ZM189 79V78H188ZM193 79H196L195 77L193 78ZM205 79V80H206ZM96 80V79H95ZM120 81H121V79H119ZM125 80V79H124ZM124 80H122V81H124ZM147 80V79H146ZM150 80V81H151ZM160 80H163V79H160ZM168 80V81H169ZM182 80V79H181ZM184 80V79H183ZM182 80V81H183ZM192 80V79H191ZM197 80V81H198ZM208 80V79H207ZM222 80H224L225 81V83H223V81ZM228 80V81H229ZM38 81V80H37ZM84 81V80H83ZM98 81V80H97ZM101 81V80H100ZM118 81V80H117ZM121 81V82H122ZM172 81V82H173ZM179 81H180V79H179ZM185 81H187V79H185ZM190 81V80H189ZM189 81H187V82H189ZM197 81H196V84H198L197 83ZM202 81H204V80H202ZM236 81V82H235ZM31 82V81H30ZM91 82V81H90ZM94 82V81H93ZM92 82V83H93ZM104 82H106V81H104ZM104 82H100L98 85H97V83H96V87H95V89L93 88V86H90L89 85V87H92L93 89H94V91L92 90V88H90L91 89V91H93V94H98L99 96L98 97H100L104 102H105V107H108V108H111V109H113L114 111L115 110H119L120 111V108H119V106H118V101L116 100V99H114L109 93L110 92H106V90H107V87H111V86H108L106 83H104ZM119 82V81H118ZM132 82V81H131ZM131 82H127L126 84L125 83H123L122 82V84L123 85H126L125 86V88L127 87V89H128V93L126 92V93H121V94H125V99H122V105H124V108H123V110L126 112V113H129V115H130V113H140V112H142V111H144V112H146L145 110H146V106H147V109H149V102L148 103H146V106L145 105H142V104H144V103H142V101L140 100V99H143V102H144V99L145 98H147V97H142L141 95H140V88H139V91L137 90V88L139 87H137L135 84L133 85ZM143 82H145V81H143ZM151 82H153V81H151ZM150 82V83H151ZM157 82V81H156ZM212 81H210V83H211ZM31 83H33V81L31 82ZM48 83V82H47ZM92 83H90V84H92ZM120 83V82H119ZM158 83H159V81H158ZM192 83V82H191ZM190 83V84H191ZM193 83H195V81L193 82ZM204 83H207V82H204ZM4 84V83H3ZM118 84V83H117ZM139 84V83H138ZM144 84V83H143ZM146 84V83H145ZM173 84V83H172ZM176 84V83H175ZM178 84V83H177ZM235 84V85H234ZM22 85V84H21ZM27 85V84H26ZM112 85H113V83H112ZM119 85V84H118ZM118 85H117V87H118ZM123 85H122V88H123ZM156 85V84H155ZM164 85V84H163ZM166 85H168V84H166ZM169 85H170V83H169ZM179 85V88H180V85L182 86V83H180V84H178ZM178 85H177V88H178ZM188 85H189V83H188ZM200 85V84H199ZM203 86H204V84H202ZM232 85H234V86H232ZM142 85H140V87H141ZM146 86V85H145ZM148 86V85H147ZM158 86H160L161 87V85H157V87ZM171 87H172V85H170ZM205 86H206V84H205ZM205 86L204 87H202V88H200L199 86L198 87H194L195 89H192V91H190L188 94L190 95L189 96V98L187 99V102H185L186 103V108H187V113H188V110H190L191 108L193 109L192 111H194V113H196L197 112V115L199 116V117H201V115H199L200 113L201 114H205V113H203V111H202V109H201V111H200V113H198L199 111H196L195 109H196V107H197V104H198V102H201L200 100V92L198 91L199 89L198 88H200V90L202 91V89L203 88H205ZM209 86V85H208ZM211 86V85H210ZM232 86V87H231ZM52 87V86H51ZM113 87V86H112ZM149 87V86H148ZM159 87V88H160ZM169 87V86H168ZM211 87V88H212ZM226 87H229V89L231 88V89H233L234 90V93L233 92H229V93H232V95H231V97L230 98H228V96H227V98H226V94H225V91H226ZM55 88H57V86L55 87ZM114 88H116V87H114ZM119 88V87H118ZM121 88V89H122ZM152 88H154V87H152ZM166 88H167V86H166ZM176 89V90H178L177 88H176V86L175 87H173V89ZM197 88V89H196ZM208 87H206V89H207ZM34 89V88H33ZM58 89V88H57ZM84 89V88H83ZM109 89V88H108ZM111 89V88H110ZM109 89V90H110ZM120 89V90H121ZM127 89H125V90H127ZM141 89H142V87H141ZM161 89V88H160ZM174 89V90H175ZM10 89H9V87H8V85H3V86H1L0 87V115H3L4 117H5V115L7 116V115H11L10 117H15V116H19V115H16L17 113H11L10 111H9V108L7 107V106H2L1 104L2 103H4L3 102V100H5L3 97L7 94V93H9V92H11V91H9ZM40 90V89H39ZM56 90V89H55ZM156 90V89H155ZM176 90L175 91H173V90H171V91H173V93L175 94L176 93ZM180 91L182 90V88L181 89H179ZM185 90V89H184ZM227 90H228V88H227ZM233 90H231V91H233ZM85 91V90H84ZM90 91V92H91ZM116 91H119L118 89H116ZM124 91V90H123ZM162 91V93H163V90H161ZM167 91H168V89H167ZM169 91H170V88H169ZM168 91V92H169ZM170 91V92H171ZM112 92V91H111ZM119 92H121V91H119ZM143 92V91H142ZM165 92V91H164ZM116 92H114V94H115ZM160 93V92H159ZM162 93H160V94H162ZM173 93L171 92V94H169L168 95V93L166 94V96H172V99L174 100V98H176L177 97V99H179L178 97H180L177 93L175 94V95H177V96H175V95H173ZM183 94L184 93H186V92H182ZM210 93V94H211ZM41 94V93H40ZM112 94V93H111ZM113 94V95H114ZM117 94V93H116ZM126 94H127V96H126ZM152 94H154V93H152ZM158 94V93H157ZM203 94V93H202ZM206 94H208V92L206 93ZM215 94V93H214ZM215 94V95H216ZM83 95V94H82ZM119 95H120V93H119ZM118 95V96H119ZM145 95V94H144ZM162 95H163V97H162ZM161 95V97L162 98H166V97H164V94H162ZM42 96H43V94H42ZM95 96V95H94ZM117 96V97H118ZM140 96H141V98H140ZM153 96V95H152ZM151 96V97H152ZM173 96H175V97H173ZM29 97V96H28ZM121 97H122V95H121ZM184 97H185V94H184ZM183 97V98H184ZM203 97V96H202ZM73 98V97H72ZM132 98V100H134L136 103H138V105L140 106V104H141V107L140 108H138L137 106V108L138 109H141L140 110V112H138L139 110L137 109V108H134L135 107V105H136V103L134 102H130V101H128V100H130ZM171 98V97H170ZM169 98V99H170ZM44 99H45V97H44ZM79 99V98H78ZM83 99V98H82ZM121 99V98H120ZM127 99V100H126ZM152 99H154V97L152 98ZM167 99V98H166ZM212 99V98H211ZM213 99H215V96H213ZM99 100V99H98ZM146 100V99H145ZM156 100V99H155ZM161 100V99H160ZM168 100V99H167ZM166 100V101H167ZM173 100L170 102V105H169V103L168 104H166V106L167 105H169V106H167V108H165V109H167V110H171V108H172V110L171 111H173V110H177L175 107H174V105H176V104H178V103H176V104H173L174 102H173ZM209 100V99H208ZM7 101H8V99H7ZM12 101V100H11ZM15 101V100H14ZM75 101V100H74ZM82 101V100H81ZM95 101V100H94ZM140 101H141V103H140ZM153 101V100H152ZM157 101V100H156ZM223 101H224V103H223ZM19 103H20V101H18ZM30 102V101H29ZM48 102V101H47ZM78 102V101H77ZM82 102H84V101H82ZM162 102H164L163 101V99H162ZM6 103V102H5ZM140 103V104H139ZM207 103V102H206ZM10 104V103H9ZM12 104H14V103H12ZM12 104H10V105H12ZM18 104V103H17ZM31 104V103H30ZM92 104V103H91ZM90 104V105H91ZM157 104H158V101H157ZM171 104H173L172 106H171ZM202 104V103H201ZM228 104H230V105H228ZM21 105V104H20ZM27 105H29V104H27ZM63 105H65V104H63ZM86 105H88V104H86ZM85 105V106H86ZM156 105V104H155ZM159 105H162L161 104V102L159 103ZM164 105V104H163ZM211 105V104H210ZM210 105L208 106V108L210 107ZM84 106V105H83ZM145 106V109L144 108H142V107H144ZM152 106V105H151ZM151 106H150V108H151ZM182 106V105H181ZM206 106V107H207ZM27 108H29L28 106H26ZM32 107V106H31ZM54 106H52V108H53ZM89 107V106H88ZM123 107V106H122ZM164 107V106H163ZM168 107H169V109H168ZM233 107V108H232ZM263 107V108H262ZM49 108V107H48ZM65 108H67V106L65 107ZM132 108H133V110H132ZM204 108V107H203ZM221 108V109H220ZM18 109V108H17ZM30 109V108H29ZM54 109V108H53ZM86 109H89V108H86ZM135 109H137V111H135ZM161 109V108H160ZM159 109V110H160ZM183 109V108H182ZM185 109V108H184ZM210 109V108H209ZM214 109V108H213ZM234 109V110H233ZM110 110V109H109ZM166 110V111H167ZM212 110V109H211ZM19 111H21V109L19 110ZM18 111V112H19ZM27 111H28V109H27ZM31 111H33V109H31ZM30 111V112H31ZM57 111V110H56ZM131 111H135V112H131ZM163 111L164 110H162V114H163ZM171 111L169 112V114H167V115H169L168 116V118L170 117V115L172 114L171 113ZM192 111H191V115H194V117H196L195 115L196 114H192ZM206 111V110H205ZM23 112V111H22ZM99 112V111H98ZM143 112V113H144ZM154 112V111H153ZM176 112V111H175ZM185 112V111H184ZM183 112V113H184ZM207 112V111H206ZM32 113V112H31ZM55 113V112H54ZM85 113V112H84ZM109 113V112H108ZM120 113V112H119ZM165 113V112H164ZM187 113H185V114H187ZM214 113H215V111H214ZM214 113H212V114H214ZM255 113H256V115H255ZM20 114H22V113H20ZM29 114V113H28ZM33 114V113H32ZM114 114V113H113ZM118 114V113H117ZM125 114V113H124ZM134 114L132 115L131 114V117L133 116V118L132 119H130L129 121L130 122H135V121H131V120H134V118L136 117V114H135V117H134ZM142 114V113H141ZM149 113H148V110H147V114L146 113H144V116H147ZM156 114V113H155ZM162 114H160V117H162L161 115ZM258 114V115H257ZM26 115V114H25ZM55 115V114H54ZM85 115V114H84ZM138 115L139 114H137V117L136 118H138ZM143 115V114H142ZM167 115H166V117H167ZM173 115V114H172ZM176 115V114H175ZM207 114H205V116H206ZM219 115V114H218ZM30 117H31V115H29ZM80 116H83V115H80ZM148 116H151V114L150 115H148ZM147 116V117H148ZM158 117H159V115H157ZM182 116H184V115H182ZM190 116V115H189ZM215 116V115H214ZM20 117V116H19ZM25 117V116H24ZM33 117V116H32ZM55 117V116H54ZM57 117V116H56ZM94 117V116H93ZM122 117V116H121ZM130 117V118H131ZM179 117V116H178ZM178 117H173L174 119H178ZM185 117V116H184ZM192 117V116H191ZM193 117V118H194ZM199 117H197L198 118V120H199ZM208 117V116H207ZM238 117V116H237ZM248 117V116H247ZM262 118H264L263 117V115L261 116ZM38 118V117H37ZM42 118V117H41ZM112 118V117H111ZM116 118V117H115ZM118 118V117H117ZM123 118V117H122ZM127 118V117H126ZM156 118V117H155ZM186 118V117H185ZM193 118H191V119H193ZM196 118V119H197ZM209 118V117H208ZM234 118V117H233ZM8 119V118H7ZM79 119V118H78ZM99 119V118H98ZM100 119H101V117H100ZM129 119V118H128ZM139 120V122H141L142 121V124L141 125H143V126H145V124L144 123H146V122H144V119L142 120V119H140V118H138ZM181 119V118H180ZM195 119V118H194ZM209 119H211V118H209ZM247 119V118H246ZM250 119H252V118H250ZM0 120H2V119H0ZM10 120V119H9ZM8 120V121H9ZM32 120H34V119H32ZM114 119H112V121H113ZM171 120V122H172V117H170L169 118V121ZM184 120V119H183ZM186 120V119H185ZM253 120H254V118H253ZM256 120V119H255ZM255 120H254V122H255ZM264 120V119H263ZM262 120V122H264ZM22 121V120H21ZM41 121V120H40ZM79 121V120H78ZM117 120L115 119V122H116ZM123 121V120H122ZM138 121L137 122H135L136 124L138 123ZM212 121V120H211ZM232 121V120H231ZM14 122V121H13ZM26 122H28V121H26ZM104 122V121H103ZM114 122V121H113ZM152 122V121H151ZM176 122H178V121H176ZM175 122V123H176ZM197 122V121H196ZM261 122V121H260ZM23 123H25V122H23ZM30 123V122H29ZM59 123V122H58ZM68 123V122H67ZM72 123V122H71ZM75 123V122H74ZM123 123V122H122ZM134 123V124H135ZM156 123V122H155ZM173 123V122H172ZM195 123V122H194ZM201 123H203V122H201ZM229 123V122H228ZM258 123V122H257ZM2 124V123H1ZM11 124V123H10ZM43 124V123H42ZM76 124V123H75ZM107 123H105V125H106ZM127 124V123H126ZM132 124V123H131ZM133 124V125H134ZM170 124V123H169ZM196 124H198V123H196ZM211 124H212V122H211ZM27 125V124H26ZM23 126V127H21V128H23L24 129V131H27L26 130V128L29 130V128H28V126L29 125H27V126ZM34 125H36L35 123H34ZM69 125V124H68ZM95 125V124H94ZM125 125V124H124ZM128 125H130L129 123H128ZM132 125V126H133ZM138 125H139V123H138ZM147 125V124H146ZM151 124L149 123V125L148 126H150ZM74 126V125H73ZM93 126V125H92ZM135 126V125H134ZM163 126V125H162ZM198 126H200V125H198ZM218 126V125H217ZM91 127V126H90ZM115 127H117V126H115ZM121 127V126H120ZM164 127V126H163ZM192 127H194V126H192ZM201 127V126H200ZM264 127V126H263ZM77 128H78V126H77ZM105 128V127H104ZM135 129H136V126L134 127ZM138 128V127H137ZM144 128V127H143ZM147 128H149V127H147ZM147 128H144V129H140L141 130V134H143V137H144V135L145 136H150V133L153 131L152 130V128L150 129V132L148 133V135H146L147 134V131L148 130H146ZM171 128H173V126L171 127ZM42 129V128H41ZM109 129H111V128H109ZM139 129V128H138ZM137 129V130H138ZM165 129H166V127H165ZM192 129V128H191ZM203 129V128H202ZM221 129V128H220ZM32 130V129H31ZM97 130H99V129H97ZM114 131H116V128L115 129H113ZM119 130V126L117 127V131ZM136 130V131H137ZM143 130L145 131V132H143ZM175 130V129H174ZM12 131V130H11ZM49 131V130H48ZM76 131V130H75ZM100 131V130H99ZM119 131H121V130H119ZM167 131V130H166ZM171 131V129L169 130V132ZM190 131V130H189ZM45 132H46V129H45ZM127 132V131H126ZM126 132H125V134L123 133V131H121V133H123L124 135H126ZM143 132V133H142ZM180 132V131H179ZM10 133V132H9ZM14 133V132H13ZM108 133V132H107ZM129 133V132H128ZM140 133V132H139ZM145 133V134H144ZM26 134V133H25ZM50 134V133H49ZM75 134V133H74ZM116 134V133H115ZM119 134H120V132H119ZM153 134V133H152ZM151 134V135H152ZM166 134H168V133H166ZM173 134V133H172ZM176 134V133H175ZM197 134V133H196ZM28 135V134H27ZM51 135V134H50ZM78 135H79V133H78ZM158 134H156L155 136H157ZM170 135H171V133H170ZM174 135V134H173ZM179 135V134H178ZM182 134H180V136H181ZM193 135H194V133H193ZM36 136V135H35ZM54 136V135H53ZM128 136H133L134 138H135V140H136V142H138V143H141V142H144V141H146V139L144 138V139H142V137L140 138L139 136H134V135H128ZM128 136H126V137H124L123 135L121 136L122 138H127ZM26 137V136H25ZM41 137V136H40ZM57 137V136H56ZM76 137V136H75ZM89 137V136H88ZM98 137V136H97ZM151 137V136H150ZM177 137V136H176ZM31 138V137H30ZM29 138V139H30ZM149 138V137H148ZM148 138H147V142H149L148 141ZM152 138V137H151ZM151 138H149V140H152ZM154 138V137H153ZM156 138V140L158 139V137H155ZM154 138V139H155ZM182 138H183V136H182ZM192 138H194L193 136H192ZM196 138V137H195ZM199 138V137H198ZM28 139V140H29ZM120 139V138H119ZM139 139H141L140 141H139ZM153 139V140H154ZM200 139V138H199ZM64 140V139H63ZM81 140V139H80ZM95 140V139H94ZM99 140V139H98ZM97 140V141H98ZM126 140V139H125ZM128 140V139H127ZM152 140V141H153ZM34 141V140H33ZM84 141V140H83ZM104 141V140H103ZM109 141V140H108ZM155 141V140H154ZM94 141H91V143H93ZM102 142V141H101ZM84 143V142H83ZM97 142H95V146L97 147V150L99 151V150H102L103 152L107 149V150H116V147H117V145L118 144H114V145H111V144H108V143H105L103 146H101L100 144L101 143H97ZM104 143V142H103ZM110 143H112V142H110ZM145 143V142H144ZM44 144V143H43ZM42 145V144H41ZM75 145V144H74ZM92 146H94V144H92ZM119 146V145H118ZM48 147V146H47ZM121 147V146H120ZM139 147V146H138ZM79 148H81V147H79ZM256 148H259L260 149V147L258 146V147H255V149ZM78 149V148H77ZM76 149V150H77ZM84 149V148H83ZM140 149V148H139ZM26 150V149H25ZM29 150V149H28ZM33 150V149H32ZM31 150V151H32ZM88 150V149H87ZM256 150H258V149H256ZM96 151V150H95ZM119 151V150H118ZM92 153H93V151H91ZM90 152V153H91ZM258 152V151H257ZM27 153V152H26ZM32 153V152H31ZM87 153V152H86ZM106 153V152H105ZM53 154V153H52ZM98 154V153H97ZM115 154V153H114ZM261 154H262V152H261ZM57 155V154H56ZM79 156V155H78ZM86 156H87V154H86ZM108 156V155H107ZM34 157H36V156H34ZM41 157V156H40ZM71 157V156H70ZM83 157V156H82ZM25 158V157H24ZM99 158H100V156H99ZM103 158V157H102ZM73 159V158H72ZM84 159V158H83ZM28 160V159H27ZM30 160V159H29ZM114 160V159H113ZM20 161V160H19ZM108 161V160H107ZM24 162V161H23ZM35 162V161H34ZM49 162V161H48ZM62 163V162H61ZM84 163V162H83ZM95 164V163H94ZM98 164V163H97ZM30 165V164H29ZM32 165V164H31ZM38 165V164H37ZM77 165V164H76ZM81 165V164H80ZM91 165V164H90ZM24 166V165H23ZM44 166V165H43ZM84 166H85V164H84ZM118 166H120V165H118ZM45 167V166H44ZM48 167V166H47ZM71 167H73V166H71ZM90 167V166H89ZM95 167V166H94ZM42 168V167H41ZM69 168V167H68ZM76 168V167H75ZM78 168V167H77ZM79 168H81V167H79ZM23 169H25V168H23ZM29 169V168H28ZM92 169V168H91ZM113 169V168H112ZM18 170V169H17ZM34 170H35V168H34ZM68 170V169H67ZM70 170V169H69ZM97 170V169H96ZM31 171V170H30ZM74 171V170H73ZM92 171H93V169H92ZM56 172V171H55ZM83 172V171H82ZM88 173V172H87ZM100 173V172H99ZM22 174V173H21ZM40 174V173H39ZM55 174V173H54ZM58 174V173H57ZM64 174V173H63ZM29 175V174H28ZM42 175V174H41ZM79 175V174H78ZM86 175V174H85ZM95 175V174H94ZM81 176V175H80ZM18 177H19V175H18ZM25 177V176H24ZM42 177H43V175H42ZM53 177H54V175H53ZM64 177V176H63ZM17 178V177H16ZM37 178V177H36ZM71 178H72V176H71ZM75 178V177H74ZM94 178V177H93ZM41 179V178H40ZM77 179V178H76ZM85 179V178H84ZM106 179V178H105ZM105 179H104V181H105ZM20 180V179H19ZM49 180V179H48ZM98 180V179H97ZM112 180V179H111ZM125 180V179H124ZM10 181V180H9ZM18 181V180H17ZM23 181V180H22ZM21 181V182H22ZM28 181V180H27ZM50 181H51V179H50ZM68 181H71V180H69L68 179ZM82 181V180H81ZM90 181V180H89ZM99 181V180H98ZM115 181V180H114ZM20 182V181H19ZM25 182V181H24ZM74 182V181H73ZM88 182V181H87ZM36 183V182H35ZM60 183V182H59ZM77 183V182H76ZM86 183V182H85ZM99 183V182H98ZM97 183V184H98ZM104 183V182H103ZM22 184V183H21ZM26 184V183H25ZM54 184V183H53ZM68 184H69V182H68ZM88 184V183H87ZM92 184V183H91ZM90 184V185H91ZM97 184H95L96 186H98ZM22 185H24V184H22ZM29 185V184H28ZM71 185H72V183H71ZM100 185V184H99ZM105 185V184H104ZM121 185V184H120ZM25 186V185H24ZM23 186V187H24ZM30 186V185H29ZM40 186V185H39ZM58 186V185H57ZM106 186V185H105ZM109 186V185H108ZM22 186H21V188H23ZM62 187V186H61ZM94 187V186H93ZM99 187H101V185L99 186ZM102 187H103V185H102ZM101 187V188H102ZM59 188V187H58ZM68 188V187H67ZM86 188V187H85ZM105 188V187H104ZM103 188V189H104ZM28 189H29V187H28ZM74 189V188H73ZM80 189V188H79ZM21 190H23V189H21ZM26 190V189H25ZM98 190V188H96V191ZM101 190V189H100ZM1 191H2V188H1ZM42 191V190H41ZM47 191V190H46ZM56 191V190H55ZM58 191V190H57ZM65 191V190H64ZM69 191V190H68ZM74 191H76V190H74ZM79 191V190H78ZM94 191V190H93ZM102 191H104V190H102ZM101 191V192H102ZM34 192H36V191H34ZM38 192V191H37ZM67 192V191H66ZM66 192H64V193H66ZM83 192V191H82ZM98 192H100L99 190H98ZM6 192L4 191V194H5ZM33 193V192H32ZM31 193V194H32ZM63 192H62V196H63V194H64ZM71 193H72V191H71ZM4 194L2 193V194H0V240H1V236H3L2 237V242L0 241V247H1V250L0 251H3V249H4V253L5 254H9V252H10V250H11V254H10V257H11V260L12 259H14L15 261L16 260H19V262L17 261L16 263L17 264H28V263H32L33 264V262L35 261V263L34 264H41L40 262H38V261H40L39 259H40V257H36V256H38L37 254H36V256L34 255V253H32L31 251H35V249L37 248V246H38V243L40 242H38V243H36L37 245H33V237H35L33 234L34 233H28L29 231H27V229H25V231H24V229L22 230L21 228H20V226H22V224H23V222L19 225L17 222H14V221H11V220H9L8 218H6V215H4V214H6L7 212H12V204H13V199L12 198H10V197H4ZM10 194V193H9ZM17 194V193H16ZM89 194H90V192H89ZM99 194V193H98ZM6 195H7V193H6ZM5 195V196H6ZM33 195H35V194H33ZM81 195V194H80ZM85 195V194H84ZM79 196V195H78ZM91 196V195H90ZM29 197V196H28ZM88 197V196H87ZM14 198V197H13ZM67 198V197H66ZM69 199H70V197H68ZM41 199V198H40ZM69 199H68V202H69ZM51 200H53V199H51ZM56 200V199H55ZM19 201V200H18ZM33 201V200H32ZM41 201V200H40ZM54 201V200H53ZM58 201V200H57ZM56 201V202H57ZM51 202V201H50ZM37 203V202H36ZM18 204H20V203H18ZM25 204V203H24ZM169 204V203H168ZM21 205V204H20ZM19 205V206H20ZM37 205V204H36ZM40 205V204H39ZM66 205V204H65ZM161 205V204H160ZM166 206H167V204H165ZM170 205V204H169ZM33 206H35V205H33ZM46 206V205H45ZM157 207H158V205H156ZM165 206V207H166ZM37 207V206H36ZM41 207H42V205H41ZM55 207V206H54ZM163 207H164V205H163ZM162 206H161V208H163ZM164 207V208H165ZM21 208V207H20ZM24 209H27V208H25V207H23ZM31 208V207H30ZM29 208V209H30ZM38 208H39V206H38ZM43 208V207H42ZM62 208V207H61ZM154 208H156V207H154ZM161 208H159V209H161ZM11 209V210H10ZM13 209H17V208H15V207H13ZM28 209V210H29ZM37 209V208H36ZM82 209V208H81ZM8 210V211H7ZM21 210H23V209H21ZM31 210V209H30ZM29 210V211H30ZM55 210V209H54ZM58 210V209H57ZM156 211H157V209H155ZM28 211V212H29ZM37 211V210H36ZM162 211V210H161ZM9 212V215L7 216V217H12V218H14V217H16V214H12V213H10ZM27 212V211H26ZM71 212V211H70ZM25 213V212H24ZM32 213V212H31ZM54 213V212H53ZM56 213V212H55ZM60 213V212H59ZM82 213V212H81ZM155 213V212H154ZM158 213L159 214H161V212H159V210H158ZM158 213H157V215H158ZM219 213H220V215H222V217H224V219L226 218V219H231V221L233 222V223H231V234L229 233L228 234V232H230V230H225L224 232H217L216 231V234L218 235V236H220V234H224V238H225V240H223L224 238H222L223 237V234H222V237H219V238H222V239H219L218 238V236H216L215 238H218L219 240H214L213 239V237L215 236V229H216V227H214L215 229H213L212 231H211V227H213V226H215V224L214 223H212V224H214V225H210V224H208L207 223V225H206V227L205 228H203V226H205L204 224H203V226H201V231H207V233H208V231H211L212 232V235H211V233L209 232L208 234H210L211 235V237H210V235H209V237H208V234H205V235H207L206 237H208V238H203V236H205V235H203L202 233H201V231H200V233L203 235H201L199 232H197L198 233V235L196 236L194 233L192 234V233H190L189 231H184L183 233H186L185 235L187 236L186 238H185V240H186V243H188L187 245H189V247L191 248V249H193V250H189V252L187 251V252H185L184 250L182 251V248H184V249H186V244H185V246L183 247L182 246V248L179 250L180 252V254H181V251H182V254L183 255H180V259L178 260V252H176L177 254H175L176 255V257H175V255H174V258H176L177 260V263H179V261L181 260V257L182 258H184V261H187L188 263H191V262H194L195 264H196V262H197V264L199 263L200 264V262H199V259H198V261H196L197 260V258L195 259V256H196V254L197 253H199L201 256H203V255H205V256H203V258L201 257V259L202 260H200V261H203V260H205L208 264L209 263H211V264H248V263H250V261L252 260V258L253 257H250V253H256L257 251H261V253H260V255L262 256H260V259H259V261H258V258H256L257 259V261L256 262H258V264H261V262H260V260L262 261L264 258V247H261L260 248V244H261V242L262 241H264V240H262V239H260V237L262 238V236H260L261 234H263V236H264V230H262L261 232H260V228H262V226L261 227H259V228H257L256 226H258V225H256L257 224V222L255 223V222H253L254 224H251V221H250V219H243V221H240V220H242L241 218H238V215H240L242 212L241 211H239V210H237L236 208H233V207H228V208H221V209H219ZM23 214V213H22ZM34 215H35V213H33ZM46 214V213H45ZM69 214V213H68ZM73 214V213H72ZM156 214V213H155ZM25 215V214H24ZM34 215H32V216H34ZM39 215V214H38ZM70 215V214H69ZM69 215H68V217H69ZM74 215V214H73ZM72 215V216H73ZM18 216H20V215H18ZM22 216V215H21ZM29 216V215H28ZM63 216V215H62ZM138 216V215H137ZM36 217H37V215H36ZM52 217H54V216H52ZM59 217V216H58ZM75 217H76V215H75ZM93 217V216H92ZM119 217V216H118ZM32 218V217H31ZM84 218V217H83ZM86 218V217H85ZM115 218V217H114ZM117 218V217H116ZM158 218V217H157ZM155 219V221L154 222H156V220H161V218H162V216H161V218H158V219ZM233 218V219H232ZM236 218H237V220H236ZM21 219V218H20ZM38 219H39V217H38ZM37 219V221H39ZM44 219V218H43ZM60 219V218H59ZM75 219V218H74ZM82 219V218H81ZM118 219V218H117ZM116 219V220H117ZM239 219V220H238ZM53 220V219H52ZM58 220V219H57ZM115 220V219H114ZM114 220H112V219H110V221H111V224H113L114 222H112V221H114ZM116 220H115V222H116ZM143 220H144V218H143ZM252 220V219H251ZM23 221V220H22ZM65 221V220H64ZM63 221V222H64ZM71 221H73L72 219H71ZM153 221V220H152ZM244 221H247V222H245V224H243L244 223ZM18 222H19V220H18ZM25 222V221H24ZM67 222V221H66ZM76 222H78V221H76ZM143 222H145V221H143ZM239 222H243L242 224L241 223H239ZM35 223V222H34ZM80 223V222H79ZM145 223H147V225H148V223H149V225H150V223L151 222H145ZM156 223H158V222H156ZM200 223H203L202 221L200 222ZM204 223H206L205 221H204ZM209 223H211V222H209ZM236 223V225L234 226V224ZM238 223L239 224H241V225H238ZM19 225V227H18V225ZM54 224V223H53ZM56 224V223H55ZM62 224V223H61ZM69 224V223H68ZM111 224H109V226H111ZM141 224V223H140ZM143 224V223H142ZM152 224V223H151ZM233 224V225H232ZM252 226H254V225H256L255 226V229H258L259 230V232L258 233H260V234H257V235H259L258 237H256L257 235L256 234H254L253 233V235H256L255 237H253V236H251L252 235V233L250 232V230H249V228L251 227V225ZM24 225V224H23ZM33 225V224H32ZM35 225V224H34ZM33 225V226H34ZM63 225V224H62ZM66 225V224H65ZM108 225V224H107ZM146 225V224H145ZM144 225V226H145ZM153 225V224H152ZM241 226V227H239V229H236L235 230V227H238V226ZM36 226V225H35ZM260 226V225H259ZM37 227V226H36ZM114 226H112V228H113ZM128 227V226H127ZM142 227V226H141ZM59 228V227H58ZM129 228V227H128ZM203 228V229H202ZM251 228H253L254 229V227H251ZM34 229V228H33ZM43 229V228H42ZM56 229V228H55ZM67 229V228H66ZM141 229V228H140ZM166 229V228H165ZM173 229V228H172ZM218 229V228H217ZM226 229V228H225ZM251 230V231H254V232H256L255 230ZM38 230V229H37ZM36 230V231H37ZM78 230V229H77ZM79 230H81V229H79ZM84 230H85V228H84ZM141 230H143V228L141 229ZM144 230H145V227H144ZM167 230H168V228H167ZM166 230V231H167ZM175 230V229H174ZM32 231H34V230H32ZM38 231H40V229L38 230ZM44 231H45V229H44ZM56 231H59V230H56ZM82 231V230H81ZM166 231L164 230V233H166ZM168 231H170V230H168ZM181 231V230H180ZM180 231H177V233H174V234H178L179 235V233L178 232H180ZM213 231H214V233H213ZM220 231H222V230H220ZM237 231V232H236ZM240 231V232H239ZM243 231V232H242ZM246 231V232H245ZM247 231H248V233H247ZM21 232H22V234H21ZM27 232V233H26ZM141 233L143 232V231H140ZM139 232V233H140ZM162 232H163V230H162ZM189 232V233H188ZM225 232H227V233H225ZM60 233V232H59ZM82 233V232H81ZM86 233V232H85ZM168 233H170V232H168ZM168 233H166V234H168ZM181 233H182V231H181ZM180 233V234H181ZM218 233H220V234H218ZM250 233V234H249ZM257 233V232H256ZM29 234L31 235V237L29 236ZM44 234V233H43ZM62 234V233H61ZM144 235H145V231H144V233H143ZM143 234L141 235V236H143ZM160 234V233H159ZM171 234H172V231H171ZM193 235V236H191V238L193 237V239H192V241L190 242V241H187L188 240V238H189V240H191L190 239V235ZM200 234V235H199ZM214 234V235H213ZM163 235H165V234H163ZM178 235H174V236H178ZM184 234H183V236H185ZM194 235L196 236V237H194ZM227 235V236H226ZM39 236V235H38ZM78 236V235H77ZM168 237L169 238V241H170V239H172L171 238V235H170V237L168 236V235H165L164 237ZM181 236H182V234H181ZM213 236V237H212ZM37 237V236H36ZM35 237V238H36ZM60 237V236H59ZM140 237V236H139ZM162 237L163 236H161V242H162ZM201 237H202V239H209L210 240V238H212L211 240H214V241H206V240H200L201 239ZM63 238V237H62ZM114 238V237H113ZM141 238V237H140ZM145 238V237H144ZM147 238V237H146ZM149 238V237H148ZM40 239V238H39ZM70 239V238H69ZM71 239H72V237H71ZM116 239V236H115V238H114V240ZM142 239H143V237H142ZM141 239V240H142ZM165 239H167V238H165ZM165 239H163V240H165ZM174 240H175V238H173ZM171 240L172 242H174V240ZM264 239V238H263ZM37 240V239H36ZM61 240V239H60ZM73 240V239H72ZM116 240H118V242H119V239H116ZM145 241L144 242H146V240L147 239H144ZM149 240H150V238H149ZM148 240V241H149ZM225 241L224 243L222 242V241ZM54 241V240H53ZM75 241V240H74ZM198 241V244H197V246H196V244H194L193 242H197ZM200 241H204V243H208V244H202V242H201V244L199 243ZM58 242V241H57ZM55 243V242H54ZM72 243V242H71ZM114 242H112L111 244L114 246V245H116L117 244V242H115L114 244H113ZM120 245L122 244L121 243V239H120ZM148 243V242H147ZM175 243V242H174ZM185 243V242H184ZM189 243H191V246H190V244ZM264 243V242H263ZM65 244V243H64ZM146 244V243H145ZM32 245L33 246H36V248L35 247H32ZM56 245V244H55ZM117 245H119V244H117ZM125 245V244H124ZM176 245V244H175ZM182 245V243L180 244H178L177 246H175V248L172 246V250L170 251V248H169V246H171L170 245V243H168L167 244V241H163L162 242V244H161V246L159 247V249H155L154 250V254H153V256L155 257V261H156V259L157 258H161L162 259V261L160 260H158V263L160 262H163V259L166 261V259H168V264H170V258L171 257H173V256H170V254L172 255V253H173V251H174V249L175 250H177V249H179V247ZM195 245V246H194ZM61 246H64L63 245V243H62V245ZM112 246V247H113ZM144 246V245H143ZM146 246V245H145ZM147 246H148V244H147ZM263 246V245H262ZM32 247V248H31ZM65 247V246H64ZM194 247L197 249V251L196 250H194ZM3 248V249H2ZM116 248L118 249V247L117 246H114V250H116ZM123 248V247H122ZM147 248V247H146ZM188 248V247H187ZM189 248V249H190ZM30 249H31V251H30ZM63 249V248H62ZM125 249V248H124ZM263 249V250H262ZM12 250L15 252H12ZM37 250H38V248H37ZM112 250V249H111ZM122 250L123 249H120V251H121V255L123 254V252H122ZM143 251L145 250V249H142ZM7 251H9L8 253H7ZM108 251H109V249H108ZM117 251V250H116ZM124 251V250H123ZM259 251V252H260ZM3 252H1V255H3L2 253ZM49 252V251H48ZM60 252H61V249H60ZM67 252V251H66ZM68 252H70V250L68 251ZM184 252V253H183ZM201 252L203 253V254H201ZM259 252H258V255H259ZM125 253V252H124ZM62 254V253H61ZM110 254V253H109ZM130 254V253H129ZM169 254V255H168ZM66 255V254H65ZM116 255V254H115ZM131 256H132V254H130ZM255 255V254H254ZM5 256V255H4ZM4 256H2V257H4ZM8 255H6L5 257H7ZM128 256V255H127ZM167 256H170L169 258H167ZM198 256V255H197ZM252 256V255H251ZM1 257V256H0ZM10 257H8V258H4L5 259V261L6 262H8L9 261V264H12L13 262H14V264H16L15 263V261L14 260H12L13 262L12 263H10ZM111 257V256H110ZM126 257V256H125ZM129 257V256H128ZM204 257H205V259H204ZM256 257V256H255ZM255 257H254V259L253 260H256L255 259ZM15 258H17V259H15ZM43 256L41 257V261H43ZM111 258H113V257H111ZM159 258V259H160ZM173 258V261L175 260ZM249 258H250V260H249ZM1 259V258H0ZM8 259V260H7ZM2 260L3 259H1V261H0V264H1V262H2ZM36 260H37V262H36ZM44 260H45V258H44ZM48 260V259H47ZM50 260V259H49ZM125 260H127L126 258H125ZM130 260H131V258H130ZM172 260V259H171ZM196 262H195V261ZM251 261L252 262V264H255L256 262L255 261ZM32 261V262H31ZM132 261V260H131ZM163 262V264L165 263V264H167V261L166 262ZM170 261V262H169ZM172 261V263L173 264H175L174 262ZM182 261H183V259H182ZM6 262H5V264H6ZM22 262V263H21ZM46 262V261H45ZM64 262V261H63ZM127 262H130L129 261V259H128V261H126V262H123V263H127ZM157 262V261H156ZM181 262V261H180ZM186 262V263H187ZM206 262H203V264L204 263H206ZM255 262V263H254ZM44 263V262H43ZM42 263V264H43ZM159 263V264H160ZM176 263V264H177ZM184 263V262H183ZM185 263V264H186ZM187 263V264H188ZM206 263V264H207ZM3 264V263H2ZM46 264V263H45ZM55 264V263H54ZM57 264H61V261H60V263H57ZM128 264H130V263H128ZM131 264H133V263H131ZM154 264H156V263H154ZM162 264V263H161ZM193 264V263H192ZM251 264V263H250ZM262 264H264V261H262Z\"/></svg>","mask_w":264,"mask_h":264}]
</instances>
